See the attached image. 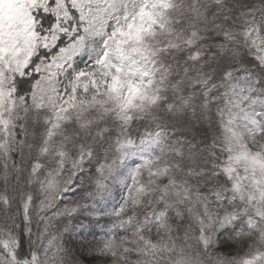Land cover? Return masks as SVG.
<instances>
[{
  "label": "snow or ice",
  "instance_id": "snow-or-ice-1",
  "mask_svg": "<svg viewBox=\"0 0 264 264\" xmlns=\"http://www.w3.org/2000/svg\"><path fill=\"white\" fill-rule=\"evenodd\" d=\"M0 264H264V0H0Z\"/></svg>",
  "mask_w": 264,
  "mask_h": 264
}]
</instances>
